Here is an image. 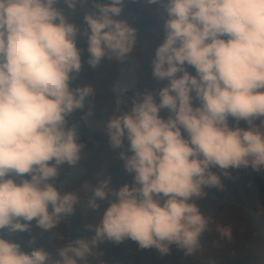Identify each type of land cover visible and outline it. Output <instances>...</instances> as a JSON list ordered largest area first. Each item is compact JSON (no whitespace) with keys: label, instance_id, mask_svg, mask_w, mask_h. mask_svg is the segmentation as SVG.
<instances>
[{"label":"clouds","instance_id":"1","mask_svg":"<svg viewBox=\"0 0 264 264\" xmlns=\"http://www.w3.org/2000/svg\"><path fill=\"white\" fill-rule=\"evenodd\" d=\"M85 2L0 0V231L8 235L28 232L33 221L52 230L79 203L76 192L54 186L59 168L81 159L70 118L93 95L89 85L71 86L82 69L78 40L93 69L105 58L123 62L136 47V28L117 19L125 0H91L81 30L70 20ZM145 3L158 5L163 19L151 67L167 83L155 95L137 93L131 109L105 125L132 184L114 190L105 178L92 187L88 207L108 206L98 224L85 226L90 239L57 248L53 258L0 236V264H79L105 241L192 254L208 226L192 201L206 197L205 188L222 190L230 169L264 172V0Z\"/></svg>","mask_w":264,"mask_h":264},{"label":"rangeland","instance_id":"2","mask_svg":"<svg viewBox=\"0 0 264 264\" xmlns=\"http://www.w3.org/2000/svg\"><path fill=\"white\" fill-rule=\"evenodd\" d=\"M106 3L107 0H101ZM80 3L77 4L70 22L75 21V14ZM59 8V6H56ZM136 7L145 15L154 18L155 22L146 28L139 37L142 27L137 30V43L133 52L123 62L103 59L95 68L90 67L91 80L84 78L81 82L93 89L92 102L83 116V123L90 136H96L101 141L84 139L78 140L83 149L81 159L75 166L62 165L54 186L61 191H73L79 196L77 204L82 213V237L91 238L85 226L98 224L101 213L108 206L107 201L100 202L101 208L92 211L88 207L91 189L100 180L110 179L109 187L118 190L124 184L131 185L132 174L124 167L118 172L107 174L105 170L123 166L119 158L120 149L113 150L107 142L106 123L110 117L129 111L132 99L137 93L151 91L155 95L165 86L166 81H158L152 75V59L155 49L163 42V19L157 13L158 5H148L145 0H125L123 11L117 19L126 20L131 26L133 13L130 8ZM67 15V6L63 8ZM133 27V26H132ZM86 39V38H85ZM117 101L120 103L117 104ZM164 116L165 113L161 112ZM231 124V121H230ZM245 127L244 123H240ZM127 142H125V147ZM219 175L217 169H212ZM231 175L226 178L220 176L222 190L205 188L207 196L194 199L201 214L208 219V226L198 240V246L192 254H186L175 245L170 247L167 255H161L154 248L140 249L131 241L123 242V254L119 264H228L230 261H242L245 264H264V172L257 173L251 168L229 170ZM87 185V187H85ZM68 217L63 218L56 228L47 232L31 222L29 232L36 241L47 243L55 258L57 248L66 244ZM218 228H228L231 236L226 237ZM0 236L11 239L7 229L0 231ZM115 244L105 241L93 249V254L86 261L79 264H106L107 256Z\"/></svg>","mask_w":264,"mask_h":264},{"label":"trees","instance_id":"3","mask_svg":"<svg viewBox=\"0 0 264 264\" xmlns=\"http://www.w3.org/2000/svg\"><path fill=\"white\" fill-rule=\"evenodd\" d=\"M100 2H101V0H100ZM56 6H59V8H61L62 10L65 7V5L62 2L58 3ZM130 9L133 13V19H132L131 24L135 28L142 27L138 30V31H140L139 37L141 35V38H142L143 33L146 30L143 23L145 21L148 22L147 26H146V28H147L149 25L151 26L155 22V19L145 15L140 10H138L136 7H132ZM92 10L93 9L91 6V0H87V2L80 4L79 7L77 8L74 23L81 30H83L85 27V25L83 24V21H82L83 15L86 12H90ZM77 47L81 49L82 69H81V72H80L79 76L77 77V79L71 85L72 87L85 85L81 82V80L84 78H87L88 80L92 79V77L90 75V66L86 63L88 54L86 51L87 45L85 43V40H78ZM92 98H93V95L90 96L89 99L86 101V106H85V109L83 111H78L72 115V117L70 118V122L76 123L78 125V132H79L78 140L89 139V140H94V141L100 142L101 140L99 138H97L96 136H90L89 135V133L86 129V126L82 120L83 116L85 115V113L88 109V105L92 102ZM122 111L125 112L126 109H123ZM122 167L123 166H118V167H115L112 169H107V170H105V172L107 174H110L111 172H118L121 170ZM82 229H83L82 213L80 212L78 205H76V209H75L74 214L72 216L68 217V224H67L68 238H67L66 244L70 243L71 241H73L77 238H83L82 237ZM30 239H34V238H33L32 234L28 231V232H24V233L17 232V233H15V236L12 237L10 240H13L15 242L20 243L24 251H30L31 248H43L46 251H49L51 253V250H50L49 246L47 245V243H45L43 241H36L34 239L35 244L29 245L28 241ZM122 246H123V242L120 244H115L111 248V250L107 256L106 264H119L120 263V261L122 259V254H123ZM245 262H246V259H244L242 261L227 260L228 264H245Z\"/></svg>","mask_w":264,"mask_h":264}]
</instances>
